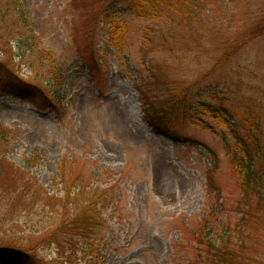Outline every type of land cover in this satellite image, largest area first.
<instances>
[{
	"label": "rangeland",
	"instance_id": "1",
	"mask_svg": "<svg viewBox=\"0 0 264 264\" xmlns=\"http://www.w3.org/2000/svg\"><path fill=\"white\" fill-rule=\"evenodd\" d=\"M197 1L143 19L123 0H0L9 77L60 92L42 107L0 82L14 264H264L263 209L243 203L205 107H264V34L228 52L264 24V0ZM117 18L129 35L115 47ZM225 239L228 261L208 253Z\"/></svg>",
	"mask_w": 264,
	"mask_h": 264
},
{
	"label": "trees",
	"instance_id": "2",
	"mask_svg": "<svg viewBox=\"0 0 264 264\" xmlns=\"http://www.w3.org/2000/svg\"><path fill=\"white\" fill-rule=\"evenodd\" d=\"M127 3L128 7L137 14L140 18H154L159 19L163 16V8H168L176 13L184 14L199 7L200 1L197 0H123ZM187 11V12H186ZM110 43L112 46L118 47L122 41L128 37L129 29L125 20L117 18L112 22ZM264 34V24H257L252 32L244 37V42H240L239 45H235L232 51L229 50L230 54L238 52L241 47L247 45L254 38ZM9 68L5 66V63L0 60V82L4 81L7 85V89L12 93H16L18 96L23 95L30 103H35L39 100V104L42 106L45 102L43 97H46L50 102L53 99L60 98V92L56 90L52 99L45 95V91H41L39 94L33 91L31 83L18 77H9ZM34 93V94H33ZM33 94V95H32ZM44 107V106H42ZM49 107V106H48ZM50 107H53L52 105ZM149 103H146L145 113L149 115ZM209 113L207 117L213 121V126L208 128L213 130L216 134L220 135L224 142L227 151L229 152L230 162L233 173L237 182L241 194L245 201V206H248L249 212L253 213L254 208L261 207L263 211L261 213L257 211V215L264 213V107L260 104H254L252 109H249L248 114L241 116L237 115L231 108L224 106L223 104L209 103ZM162 113V112H159ZM163 115V114H161ZM161 117V116H160ZM162 129L166 133H170L172 139L175 142H184L185 139L171 133L170 129ZM3 130L0 127V138L1 140L5 137L2 136ZM7 164L11 167L13 164L7 160L0 158V173L4 174L7 172ZM14 166V165H13ZM15 173V170H14ZM13 177V171H12ZM15 181V178H12ZM243 204V205H244ZM247 215L243 214V220H246ZM261 218V216H260ZM211 250L208 253L217 255L221 258L227 257V261L230 256L228 251V240L225 239L220 244L209 241ZM19 253L13 252V249H6L0 247V261L4 264H14L18 261ZM207 263V262H206ZM205 263V264H206ZM237 264H243L242 261H237ZM235 263V264H236Z\"/></svg>",
	"mask_w": 264,
	"mask_h": 264
}]
</instances>
